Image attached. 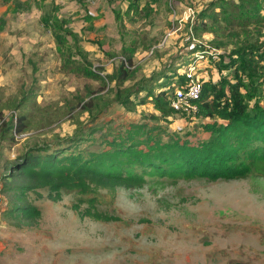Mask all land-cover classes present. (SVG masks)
Wrapping results in <instances>:
<instances>
[{
  "label": "rangeland",
  "instance_id": "rangeland-1",
  "mask_svg": "<svg viewBox=\"0 0 264 264\" xmlns=\"http://www.w3.org/2000/svg\"><path fill=\"white\" fill-rule=\"evenodd\" d=\"M211 1H0V18L6 23L0 32V113L9 118L15 114L12 105L26 96L16 113L27 114L29 121L25 134L0 143V175L34 145L53 147L57 140L81 132L87 140L80 148L98 151L106 148L103 140L108 139L109 127H125L154 113L150 103L133 110L112 103L96 122L86 112L69 113L76 95L85 97L86 87L98 90L101 85L62 67L65 48L58 47L52 32L61 35L65 47H72L74 41L55 22L76 34L80 52L92 67L103 68V76L111 74L123 49H134L136 78L154 76L156 93L164 83L176 86L187 71V61L195 57L187 53L200 41L191 36L195 19L188 17L187 9L195 16ZM222 33L219 39L227 45L209 49L217 55L216 61L204 57L194 63L195 76L202 81L217 82L230 73L216 64L219 56L226 64L234 47L224 36L227 30ZM211 38L212 34H204L201 41ZM79 57L71 55L74 61ZM113 87L110 83L108 88ZM106 90L100 95L110 103L113 94ZM255 102L264 107V85L250 105ZM184 116L174 114L171 125L158 123L188 137L191 144L209 137L201 128L207 120L190 122V115ZM38 192L40 197L26 194L41 212L34 221L6 216L11 197L0 193V264H264V178L256 175L216 182L155 179L141 189L116 186L114 191L97 189L85 195L63 191L59 200L50 198L46 190ZM90 199L95 200V210L118 220L83 216Z\"/></svg>",
  "mask_w": 264,
  "mask_h": 264
},
{
  "label": "trees",
  "instance_id": "trees-1",
  "mask_svg": "<svg viewBox=\"0 0 264 264\" xmlns=\"http://www.w3.org/2000/svg\"><path fill=\"white\" fill-rule=\"evenodd\" d=\"M0 1L9 4L13 0ZM132 5L134 3L130 8ZM116 18H119L118 14ZM194 19L190 33L200 43L187 54L210 51L211 45L212 49L225 47L227 43L219 39V34L225 30L228 33L224 36L234 44L227 55L229 61L224 64L223 56H219L216 63L219 70L230 73L217 82H202L199 98L195 101L197 111L187 117L190 122L191 118L207 120L201 128L209 137L196 144L158 123L171 125L174 113L169 99L174 85H159L155 93L154 76L137 79L139 68L133 63L134 49H123L120 60L112 66L111 74L103 76V68L92 67L80 52L76 34L65 30L61 23H54L74 41L72 47H65L61 35L52 32L58 47L65 48L62 67L101 85L98 90L86 87L85 97L76 95L69 113L77 109L80 113L86 112L96 122L98 115L112 103L125 110L150 103L154 113L143 115L140 122L129 123L125 127H109L108 139L103 140L106 148L98 151L81 149L80 145L87 139L78 132L62 141L57 140L53 147L44 143L21 153L8 172L0 175V193L11 197L6 204V216L24 221L39 219V208L26 198L30 192L40 197L39 190H46L50 198L59 200L63 191L85 195L97 189L114 191L116 186L141 189L155 179L216 182L243 180L250 175L264 178V107L257 102L250 105L256 90L264 85V39H260L264 38V33H261L264 28V0H212ZM220 24H223V29ZM5 26V21L0 18V32ZM204 34H212L213 38L205 43L201 41ZM72 53L80 55L78 61L71 59ZM216 56L207 57L213 60ZM187 62L188 67L191 61ZM244 79L248 82L245 83ZM185 81L186 76L180 75L176 86L183 85ZM110 83H114L113 88H108ZM126 83L132 84L124 86ZM105 89L106 93L113 94L110 103L104 102L100 95ZM140 93L144 96L139 97ZM26 101L27 97L23 96L21 101L13 104L15 114L9 118L0 113V143L15 141L17 135L28 131L27 114L16 113ZM94 202V199L88 200L89 207L81 213L83 216L103 222L118 220L99 213Z\"/></svg>",
  "mask_w": 264,
  "mask_h": 264
},
{
  "label": "built area",
  "instance_id": "built-area-1",
  "mask_svg": "<svg viewBox=\"0 0 264 264\" xmlns=\"http://www.w3.org/2000/svg\"><path fill=\"white\" fill-rule=\"evenodd\" d=\"M188 17L194 19V11L190 8L187 9ZM214 55L211 51L195 52L193 54V61L187 67L185 73L186 81L183 85L174 86L173 95L169 99V106L174 114L179 115H191L197 111V105L195 101L198 100L201 89L202 79L195 76L196 59H204V57Z\"/></svg>",
  "mask_w": 264,
  "mask_h": 264
}]
</instances>
